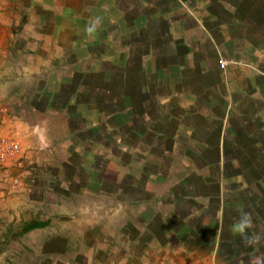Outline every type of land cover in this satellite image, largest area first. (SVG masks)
I'll return each mask as SVG.
<instances>
[{
    "label": "rangeland",
    "instance_id": "1",
    "mask_svg": "<svg viewBox=\"0 0 264 264\" xmlns=\"http://www.w3.org/2000/svg\"><path fill=\"white\" fill-rule=\"evenodd\" d=\"M134 5L136 18L129 19V29L120 25L121 19H112L110 3L90 4L95 16L72 18L69 27L59 28L56 18L52 27V14L46 12L40 26L44 34L24 25L12 36L16 51L0 50V120L4 117L8 125L0 139H14L21 146L17 156L0 165V240L10 225L34 217L50 219L46 228L11 234L2 244L0 264H78L91 253L99 255L106 244L119 246L137 214L129 202L148 197L147 190L152 194L168 187L169 181L159 177L173 170L175 154H181L184 144L182 138L178 142L172 137L171 117L180 81L173 58L184 52L174 50L175 39L166 29L169 20H152L142 29L140 6ZM176 6L175 17L184 16ZM77 15L73 10L72 17ZM183 18L185 25L194 26ZM126 43L131 52L114 51ZM124 55L131 58L129 66ZM215 86L222 94V86ZM164 106L169 115L156 120L161 113L156 110ZM128 155L151 159L128 164ZM136 169L157 178L143 188L130 175ZM208 203L192 221L202 216H211L209 222L219 220L214 261L220 264V256L231 264H264V228L247 225L238 231L232 224L228 229L240 219L236 211H228L222 241L223 217ZM212 230L209 225L199 232L208 239ZM241 230L247 234L238 235ZM89 242L93 249H88ZM196 246L186 252L190 261L208 254L209 243ZM108 256L106 264L129 262L127 256L118 262L113 253Z\"/></svg>",
    "mask_w": 264,
    "mask_h": 264
},
{
    "label": "crops",
    "instance_id": "2",
    "mask_svg": "<svg viewBox=\"0 0 264 264\" xmlns=\"http://www.w3.org/2000/svg\"><path fill=\"white\" fill-rule=\"evenodd\" d=\"M92 3H110L112 19H121L120 25L127 24V29L129 19L136 18L134 4L140 6L142 29L149 28L152 20L161 24L169 20L166 29L175 39L174 50L184 52L173 58L180 81L172 95L176 100L170 115L175 121L172 137L178 142L182 138L184 144L181 154H175L173 170L159 177L169 181L166 190L152 194L147 190L148 197L129 202L137 214L130 220L129 230L121 235V244H106L99 255L91 253L78 264H95L96 258L106 264L110 253L117 262L127 256L128 264H191L198 259L188 260L186 252L198 249L195 243H209L208 254L199 260L211 264L217 252L220 222H209L211 216L192 221L207 210L208 202L223 220L226 212L236 211L238 223L229 224H235L238 231L247 225L264 228V0H0V50L16 51L12 36H17L24 25L44 34L40 26L46 12L52 14V27L55 18L60 20L59 28L69 27L72 18L91 19L95 16ZM174 5L185 15L175 17ZM73 10L78 13L75 17ZM183 17L191 19L194 26L185 25ZM130 46L126 43L114 51L131 52ZM124 59L129 66L131 58ZM145 60L144 76L148 74ZM187 78L192 85H188ZM215 84L222 86V94ZM156 111L161 112L156 120L162 114L169 115L166 107ZM6 123L2 117V134L8 132ZM146 158L141 161L128 155L127 163H149L151 158ZM130 175L143 188L151 184L152 177L157 178L139 169ZM209 225L213 227L212 236L205 239L199 230ZM240 232L238 235H242ZM88 245V249L94 248L93 243ZM126 249L129 252L124 255ZM218 260L220 264H231Z\"/></svg>",
    "mask_w": 264,
    "mask_h": 264
},
{
    "label": "trees",
    "instance_id": "3",
    "mask_svg": "<svg viewBox=\"0 0 264 264\" xmlns=\"http://www.w3.org/2000/svg\"><path fill=\"white\" fill-rule=\"evenodd\" d=\"M49 224H50V219L49 218L40 219V218L34 217V218H30L28 220L22 221L20 223V225H18L16 227H13V225H10L8 227L7 232L2 234L3 238H2V240H0V251L2 250V248H1L2 244H6V243H8L10 241L11 234H16V236H23V235L31 232L32 230L45 228ZM227 225H228L227 218H224V221H223L222 226H221V230H222L221 231V238H222V241L225 240V236H226L225 233L227 232ZM230 227H231V225L228 226V229H231ZM218 257H219V259L223 260V258H221L220 256H218Z\"/></svg>",
    "mask_w": 264,
    "mask_h": 264
},
{
    "label": "built area",
    "instance_id": "4",
    "mask_svg": "<svg viewBox=\"0 0 264 264\" xmlns=\"http://www.w3.org/2000/svg\"><path fill=\"white\" fill-rule=\"evenodd\" d=\"M21 151L19 141L14 139H0V165H4L8 160L14 158ZM206 261L196 260L191 264H207ZM211 264H215L211 261Z\"/></svg>",
    "mask_w": 264,
    "mask_h": 264
}]
</instances>
